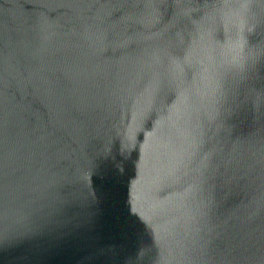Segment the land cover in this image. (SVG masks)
Segmentation results:
<instances>
[{
  "label": "water",
  "instance_id": "95a60500",
  "mask_svg": "<svg viewBox=\"0 0 264 264\" xmlns=\"http://www.w3.org/2000/svg\"><path fill=\"white\" fill-rule=\"evenodd\" d=\"M0 264H264V0H0Z\"/></svg>",
  "mask_w": 264,
  "mask_h": 264
}]
</instances>
